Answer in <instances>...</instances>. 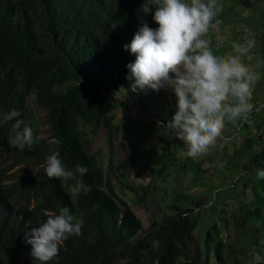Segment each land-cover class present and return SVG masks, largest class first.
Here are the masks:
<instances>
[{
	"label": "trees",
	"instance_id": "obj_1",
	"mask_svg": "<svg viewBox=\"0 0 264 264\" xmlns=\"http://www.w3.org/2000/svg\"><path fill=\"white\" fill-rule=\"evenodd\" d=\"M142 3L0 0V118L20 111L37 138L31 149L11 147L8 136L15 121L0 124V264H40L31 257L25 234L39 227L46 213L58 214L65 206L73 222H83L82 233L65 240L48 264H264V179L257 178V170L264 169V117L258 122L251 112L246 122L225 121L233 129L255 126L258 134L238 147L231 139L232 152L220 171H234V182L230 191L224 190L226 196L213 199L211 223L206 224V207L195 190L206 187L217 172L204 167L201 155L186 156L184 144L169 134L166 125L175 113V97L164 98L163 89L133 91L134 80L127 79L126 66L136 57L123 45L131 43L140 21L158 27L151 14L139 11ZM220 16L214 18L219 25ZM259 55L264 58V48ZM123 109L126 124L118 116ZM134 111L145 118L133 119ZM100 125L110 137L115 131L141 136V146L148 137L156 141L161 151L148 184L124 182L136 164L133 152L116 163L110 141L105 167L90 152L89 133ZM229 137L222 132L217 141ZM53 138L60 143L50 144ZM52 151L59 152L69 169L88 168L82 177L91 189L87 194L74 196L73 181L47 177L41 165ZM113 179L144 210L145 196L169 185L170 199L157 206L161 219L150 218L145 227ZM180 182L188 186L176 193ZM247 190L249 202L241 200ZM229 199L237 202L231 211L224 208ZM198 228L201 239L192 252Z\"/></svg>",
	"mask_w": 264,
	"mask_h": 264
},
{
	"label": "clouds",
	"instance_id": "obj_2",
	"mask_svg": "<svg viewBox=\"0 0 264 264\" xmlns=\"http://www.w3.org/2000/svg\"><path fill=\"white\" fill-rule=\"evenodd\" d=\"M139 11L144 16L151 14L158 27L140 21L131 43L123 45L136 57L126 66L127 79L134 80L133 91L146 87L155 92L171 89L175 113L166 127L184 144L185 155L197 158L216 144L226 120L246 122L253 109L249 101L259 76L242 62V57L254 41L234 43L233 54L227 56L213 53L205 37L220 23L218 19L213 23L216 0H144ZM20 117L21 112L13 109L0 118V124L14 120L8 144L20 150L31 149L37 143L34 129ZM49 143L59 144L60 140L53 138ZM41 167L49 179L73 181L74 196L91 190L82 179L88 168H67L58 151H52ZM257 178L264 179V169L257 170ZM46 216L39 227L25 234L31 257L40 264H48L58 256L65 240L82 233L83 222H73L75 218L67 206L58 214L49 212Z\"/></svg>",
	"mask_w": 264,
	"mask_h": 264
},
{
	"label": "rangeland",
	"instance_id": "obj_3",
	"mask_svg": "<svg viewBox=\"0 0 264 264\" xmlns=\"http://www.w3.org/2000/svg\"><path fill=\"white\" fill-rule=\"evenodd\" d=\"M207 2L208 0H205V3ZM216 9L217 15L221 13V24L210 28L205 37L210 41L211 50L215 55L227 56L233 54L234 43L246 45L248 40L254 41L253 46L242 57V62L259 76V79L252 87V97L249 101L253 105L251 112L255 113L257 116L256 121L259 122L260 117H264V58L259 55L260 51L264 48V0H216ZM215 21L214 19L213 23ZM163 96L167 98L168 96H174V94L171 92V89L167 91L163 90ZM123 99L124 101L126 100L125 97ZM126 115L127 110L124 109L118 113L123 124H126L128 121V119H123ZM132 117L135 120H143L145 118L138 111H134ZM145 125L143 123L139 125V128ZM231 127L226 124L222 132L227 134V136H232V138H222L221 141H217L214 146L201 155L204 167L213 173L217 172L215 178L207 182L206 187L202 190H195L201 196L203 206L206 207L202 214L206 224L211 223L209 217L213 199L215 197L220 199L226 196L224 190L227 192V189L234 182V171H220L232 152L231 139L234 140L237 145L236 147H238L245 138L258 134L255 126H250L246 129L239 126L236 129ZM132 133L115 131L110 137L108 128L100 125L95 133H89L91 138L90 152L96 155L104 167L106 166L109 150L111 149L110 141L112 142L114 161L116 163L126 159L128 154L133 152L137 157L136 164L126 172L124 182L130 186L146 185L150 182L151 168L157 162L158 152L161 149L158 148L156 141L150 137L144 140L145 146H141L140 144L143 142L142 137L134 136ZM41 135H43L42 132ZM261 135L264 140V130L261 132ZM109 137L111 140H109ZM113 183L120 197L130 205L145 227L149 225L150 218L161 219L163 213L159 211L157 206L161 200L168 201L170 199L169 192L167 191L170 188L169 185H162L161 192L157 195L151 192L148 193L144 199L147 209L144 210L141 206L134 203L136 200L135 195L126 188H122L117 179H113ZM187 186L186 183H178L175 187L176 193ZM241 200L246 202L251 201L250 191L247 190ZM236 205L237 202L235 203L229 199L226 200L224 208L231 211ZM195 235V241L191 244L192 252H194L200 243L199 228L195 231ZM261 257L264 260V256L262 255Z\"/></svg>",
	"mask_w": 264,
	"mask_h": 264
}]
</instances>
